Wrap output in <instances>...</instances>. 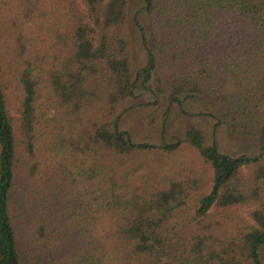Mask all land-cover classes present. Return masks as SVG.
Segmentation results:
<instances>
[{"label":"trees","instance_id":"trees-1","mask_svg":"<svg viewBox=\"0 0 264 264\" xmlns=\"http://www.w3.org/2000/svg\"><path fill=\"white\" fill-rule=\"evenodd\" d=\"M1 1L0 264H263L264 0H141L136 75L128 0ZM138 82L162 120L200 99L259 152L224 154L191 122L134 143L118 121ZM86 184L94 210L73 199Z\"/></svg>","mask_w":264,"mask_h":264},{"label":"rangeland","instance_id":"rangeland-1","mask_svg":"<svg viewBox=\"0 0 264 264\" xmlns=\"http://www.w3.org/2000/svg\"><path fill=\"white\" fill-rule=\"evenodd\" d=\"M141 7V0H128L127 22L132 41L131 69L135 75L145 64L144 54L142 53L138 38L136 33L133 32L132 27V19L135 15L142 24L146 23V16L142 13L138 14ZM4 10V4L0 0V12H3ZM9 26L10 22L8 24L5 22L3 28L6 29ZM21 35H23L22 38H25L27 42H30L31 34L27 27L23 28ZM137 86L138 87L133 89L132 97L124 104L118 121L119 129L126 132L134 143H150L158 145L164 141L173 142L178 139L180 140L183 138L186 124L191 122L201 130L209 142H211L212 138L215 136L219 150L224 154L230 156H236L238 154L256 155L259 152L260 139L251 138L239 140L229 136L222 126L217 125L212 116L210 117L204 114L207 112V109L200 99L183 101V110L177 106H173L167 118L162 120L157 108L153 106L152 95L147 90L142 89L139 82L137 83ZM4 93L7 109L11 116L16 117L18 115L20 103L19 92L14 87L13 83L9 84L7 81V87H5ZM216 125L218 127L215 128ZM262 138V145L264 148V134L262 135ZM190 157L195 159L193 154L190 155ZM76 191L79 193H76V196L73 199L78 198V202L83 203L84 211L88 208L94 210L98 208L99 204L102 202L100 199L103 192L102 188H96L92 185L86 184L78 187ZM247 213L248 210L243 208L240 211V216L249 221ZM98 230L101 231V233L106 231L103 228ZM259 256L264 264V246L260 248ZM62 257L63 255H61L59 259Z\"/></svg>","mask_w":264,"mask_h":264}]
</instances>
